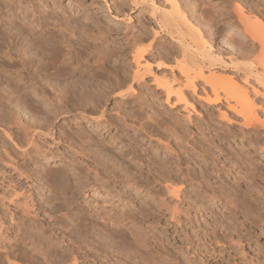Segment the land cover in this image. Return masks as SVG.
<instances>
[{
    "label": "rangeland",
    "instance_id": "374dc122",
    "mask_svg": "<svg viewBox=\"0 0 264 264\" xmlns=\"http://www.w3.org/2000/svg\"><path fill=\"white\" fill-rule=\"evenodd\" d=\"M6 1L8 3H5ZM202 1L210 4L211 16L216 14L218 16L220 9L228 10L227 12L233 17L231 22L235 23L232 27L237 32H242L241 24L235 20L237 19L235 12L231 14L239 2L242 4L241 1L201 0L200 2ZM242 5L245 6V13L252 22L254 16L260 15L264 9L260 0H246ZM0 6L4 27L11 26L14 32L15 27L26 26L24 22H27L30 25L28 28L30 32L44 27L48 34L50 31H53L50 33H59V36H63L66 40L62 48H59L62 59L72 57L75 62H87L90 65L93 63L91 56L81 53V57L75 49L73 50L72 43L80 40L79 34L85 36L86 40L89 39L92 45L99 44L101 42L99 37L104 36V41L106 40L110 45L122 43L123 36L127 32L130 36L133 33L136 35L140 27L141 31L143 27L150 29L155 25L148 21L144 23L142 14L137 10H131L124 0H0ZM11 6H14L13 10ZM23 16L26 17L25 20H21ZM75 20L78 21V26ZM223 25L226 23L217 19L213 28ZM210 33L211 31L208 32ZM23 36L27 37V40L31 39V34L29 36L26 32ZM160 36L161 43L165 41V44L169 41L172 43L162 32ZM224 39L226 40V37ZM244 41L250 43L252 40ZM144 43L146 44L147 41ZM213 45L216 48V42H213ZM226 52L224 54L229 56V51ZM33 69L35 66H32ZM15 72L12 67H6L0 62V196H5L0 205V220L9 224L10 215L18 220L23 216L21 204L24 205L27 200L26 204L31 206L28 195L40 193L39 196L35 195V199L40 201L41 207L30 208V212L32 214L34 212L32 216L33 219L35 218V231H44L45 235L52 232L49 237L55 247L62 252L56 254L58 257L56 264H69L74 256L77 264H264V231L260 232L259 226L264 224V218L258 217L264 210V174L254 177L250 170L248 171L252 165H257L264 171V146L260 147L261 143L256 141L258 138L263 140V128H259L258 133L250 135L245 131L246 127L241 122V116L227 110L225 103L210 106L195 98L193 107L185 109L180 104H177L176 108L166 105L164 97L155 100L151 108L136 105L134 109L137 110H134V115L130 113L131 106L126 105L121 108L122 115L126 112L127 121L123 125L116 120L118 128L113 126L104 128L97 126L96 123L85 126L87 121L81 117V114L86 111L79 107L72 96L68 102L59 101V92L53 87L61 81L58 83L49 75H39L37 71H32L36 82L33 83L30 79L27 81L25 74L20 71V73ZM26 81L27 83L24 84L23 82ZM39 83L46 87L42 92L34 88ZM99 84L100 89H107L110 82L103 78ZM24 87H27V90ZM199 94L203 95L201 90ZM115 102V98H109L104 106L112 114V119L116 115ZM224 112H227L228 117L222 119L221 113ZM144 122L146 127L141 132L139 127ZM161 122L168 124V127L174 125L176 134L168 135ZM25 127L34 133L36 145L40 148L37 152L30 153L31 158L21 157L20 154L21 148L26 147L21 142L23 135L20 134V130ZM4 132L10 133L11 137ZM79 132H82V137L78 136ZM136 133L134 147L137 153L132 156V153L121 149H126V144L131 143L130 139ZM251 136H255L256 139ZM101 138L105 149L99 148L101 157H97L92 150L96 148L94 139ZM176 139H179V142ZM156 140H160L159 143L170 144L177 155L174 151L170 154L163 148L156 149ZM10 154L11 158H7ZM175 156L179 159L177 160ZM13 157L17 158L12 160ZM25 159L26 163L25 161L22 163ZM11 161L14 165L16 162L22 169L17 168V165H15L16 169L13 168L14 165L9 164ZM162 165L169 169L163 174L157 170ZM53 168L65 172L69 177L68 181L71 180L72 186L66 192H63L59 186L51 188L46 181L48 178L46 174ZM111 170L117 176H112L113 173L109 175L108 171ZM24 171L29 172L26 174H32V171L33 175L26 177ZM189 172L191 175L188 176L186 173ZM219 174L222 176L221 179ZM125 177L128 179L131 177L132 182L129 180L130 182L122 184L121 179ZM203 181L208 185H213L216 181L217 185L229 182L239 189L248 190V197L243 198L244 203L243 201L238 203L242 213L233 218V222L239 228L238 232L244 236L242 243L237 244L238 242L234 240L232 244H228L224 242L228 238H224L222 242H211L210 246L209 233L215 230L221 234L219 224H215L212 220L211 211H223L224 207L219 201L212 199L209 193L202 192L201 185H205ZM171 187L172 190L178 188L179 193L175 195L170 190ZM58 195H62V199L55 200L54 197ZM108 220L120 223L121 229L113 232L127 234L130 240L138 241H135L137 245L124 246L122 240L117 237L114 238L116 240L108 241L111 239L110 235V238H107L110 247L104 250L95 247L91 243L93 237L107 234L109 236L112 230L109 224L111 222ZM82 224L83 230L88 227L95 230L92 231L93 234H87V237H90L78 247L70 231L75 230V225ZM15 232L8 231L7 237L12 240ZM117 239L121 243H118ZM114 241H117L115 242L117 246L121 244L120 250L115 248ZM30 246L31 250L28 254L36 251L32 249L33 245ZM116 249L120 252L116 253ZM89 250H92L91 257ZM126 252L130 255L127 256ZM20 263L28 264V262Z\"/></svg>",
    "mask_w": 264,
    "mask_h": 264
},
{
    "label": "bare ground",
    "instance_id": "6f19581e",
    "mask_svg": "<svg viewBox=\"0 0 264 264\" xmlns=\"http://www.w3.org/2000/svg\"><path fill=\"white\" fill-rule=\"evenodd\" d=\"M124 1L131 10H137L139 13L142 14L143 16L142 18L145 19L144 23L148 21V23L155 25L150 29L149 27H147L148 29L143 27L141 31H140L141 29L140 27L138 34L136 35H134L133 33V35L130 36L128 35L127 32L123 36L124 38L122 43H112L110 45L106 40L104 41L105 38L104 36L102 38L101 36L99 37L101 40L99 44L94 43L92 45V43L88 41L89 39L86 40L87 38L85 36L79 34L80 40L74 41L72 43L73 50L75 49L77 51L76 53L80 54L81 57L82 54L85 53L88 54V56H91V58H93V63L91 65L88 64L87 62H79V61L75 62L72 57L62 59V56L59 53V48L60 49L62 48V44L63 42H66V40L63 36L62 37L59 36V33H55V32L50 33L53 32L50 31L48 34L47 30L44 27L40 28L37 31L30 32L28 29L30 25L27 22H24V25L26 26H22V25L20 27L13 26L15 27L14 28L15 31L13 32L12 30L13 28L11 26H8V28L3 26L4 23L1 15H0V62L3 63L6 67L7 66L12 67L13 72L16 71L15 73L20 71L22 74H25L27 81L28 79H30V81L33 83L36 82H35V76L33 75L32 71H37L39 75L40 74L41 75L43 74L45 76L49 75L51 78L56 79L58 83L61 81L60 82L61 84L59 83L58 85L56 84V86L54 85V87L52 86L54 90H58L59 92V101L68 102L71 100V96H72V99L75 100V102H77V104L80 105L79 107L82 108L84 111H86L84 112L86 114L84 113L81 114V117H83L87 121V124L85 126H89L93 123H96L97 126H103L104 128H107L109 126L118 128L117 121H120V123H122L123 125L127 121L126 112L122 115L121 114L122 111H120L121 108L123 109V107H125L126 105L131 106L132 110H130V113L131 115H134L133 114L134 110L135 111L137 110L136 108L134 109L136 105L137 106L144 105L146 107L151 108L153 106V103H155V100L158 101L162 99L161 97H164V103H166V105H171L175 107L177 104H180L185 109L189 107L190 108L193 107V103H194L193 100H195V98L199 102L202 101L210 106L225 103V107L227 108V110L235 113L238 116H241L242 118L241 122L246 127L245 131L248 132L250 135H253L254 133H258L259 128L264 129V9L262 10L263 12L261 11L260 15H255V14H254L255 16L253 15L255 18H253L254 22H252L248 14L245 13V8H244L245 6L242 5L243 3L245 4L246 0H239L241 1L242 4H240L239 2L238 6L236 5V9H233L232 10L233 13H231L234 14L235 12V16L237 19L235 18L234 19L237 20L239 24H241L242 26L241 28H243L242 32L241 31L237 32L234 29V27H232L235 23L233 24V22H231V18L233 17L228 13L229 11L227 10L228 11L227 12L225 11L226 9H224V11L223 9H220L218 12V16L217 14L211 16L210 12L212 9L211 7H209L210 4L208 5L207 1L205 2L204 1L200 2L201 0L200 1L199 0H124ZM226 1L229 2V0ZM5 3L8 2L6 1ZM260 4L264 5V0H260ZM13 7L11 6L12 10ZM25 18L26 17L23 16V18L21 17V20H25ZM214 19L215 20L218 19L220 22H225L226 25L220 26L218 28H213L215 22ZM75 23L78 26V21H76ZM147 24L145 25L147 26ZM51 28L53 29V27ZM209 31H211L210 34H208ZM24 32L28 33L29 36L31 34L30 36L31 39L27 40V37L23 36ZM161 32L165 36H167L169 40L172 41V43L170 41L167 42L166 44H165L166 41L165 42L162 41L163 43H161L160 42ZM211 34L213 35L212 37ZM224 37H226V40L224 39ZM246 39H250L252 41L250 43L247 42L248 43L247 44L244 41ZM144 41H147V43L145 44ZM213 42H216L217 45L216 48L214 47ZM229 43H231L232 45ZM67 44H69V41ZM69 46L71 47V45ZM56 50H58V52ZM226 51H229L230 54L229 56H226L224 54ZM119 58L122 59L119 60ZM32 66H35V69L32 70ZM218 70H221L223 74L220 71L218 72ZM103 78L107 79L110 82L109 86H107V89L99 88L100 85L99 82ZM27 81L23 83L25 84L27 83ZM39 84L35 85L34 88L39 89L41 92L42 90H44V88L46 89V87H43L42 84L40 85ZM24 88L25 90H27V87ZM122 88L124 89L121 90ZM207 88L209 90H207ZM199 90H201L203 95L199 94ZM109 98L116 99V102L114 104L116 115L115 118L113 119L111 118L112 114L110 113V111L107 109V107H104L106 105V102L109 100ZM139 108L142 109L143 107L142 108L139 107ZM261 113L263 118L262 116L260 117ZM221 114H222L221 118L224 117L225 119L226 117H228L227 112ZM148 117L150 118L151 116ZM145 123L146 122L141 124L139 127V130L141 132L145 130L144 129L146 127ZM160 124L164 125V126L162 125V127L166 129L168 135L172 136L176 134V128L174 125L173 126L169 125L168 127L167 126L168 124L165 125L162 122ZM32 130L34 131V129ZM7 132L4 133L9 137L10 133ZM20 132L19 133L23 135L22 136L23 139L21 140V142L24 143L26 146L25 148H21L22 150H20L21 157L28 156V158H31L29 157L31 155L30 153L37 152L38 149H40L36 145L37 141L35 142V135L34 133H31L26 127L21 129ZM137 133L135 136L133 135V137H131L130 139L131 143L129 142V144H126V149H121L124 151L126 150L128 153H132V156L133 154L135 155L136 152V148L134 146L136 143L135 138H137L136 137ZM82 135H83L82 132L78 133L79 137H82ZM89 138L91 137L89 136ZM251 138H255V136H251ZM160 140H156V149L157 147H160L170 152V154H173L171 152H173L174 150L172 147H170V144L168 145V143L166 144L159 143ZM101 141H103L102 138L100 140L94 139L96 148L95 150L94 149L92 150L94 151V153L96 154L95 156L97 157H101L99 151L101 147L104 148L105 145V144L103 145ZM256 141L258 143L259 142L261 143L260 147L264 146V138L263 140L258 138L256 139ZM174 154H176L175 151ZM8 156L7 158H11V154ZM14 158L17 157H13L12 160H14ZM26 159L22 160V163L23 161H25L24 163H26ZM9 164L13 166L14 162L11 161ZM15 165H17L16 162ZM15 165L13 166V168L16 169ZM164 166L162 165L157 169L162 174L165 173L166 170H169ZM17 168L20 169L21 167L18 166ZM249 170L251 175L254 177L256 176L259 177L264 174V171L261 170L257 165H252V167H249L248 171ZM21 171L23 172V170ZM26 171H24L26 177L33 175L32 171H31L32 174H26L29 173ZM18 173L20 174V172ZM108 173L110 175L113 172L111 170L108 171ZM37 174L39 176V173ZM113 174L114 175L112 176H117L115 175L116 173ZM186 174L188 176L191 175L190 172ZM46 175H48L47 176L48 178L46 177L47 180L46 178L45 180L48 181L51 188L53 186L54 188L55 186H59L63 192H66V190L70 189L72 186L70 182L71 180L68 181L69 177L65 174V172L58 170V168L56 169L53 168L52 170L48 171ZM221 177L222 176L219 174L220 179ZM130 179L125 177L121 179V182L122 184H124ZM191 179H194V177L193 178L191 177ZM203 182L205 183V185L204 184H203L204 186L201 185L203 190L202 192L207 194L209 193V196H211L212 199L219 201L221 206L224 207L223 211H218V212H215L216 210L211 211L212 220L215 222V224L217 223L219 224L221 228V234H219L215 230H212L209 233L210 237L208 241L210 242V246L212 243H218L224 238H228L227 241L224 240V242L226 243L228 242V244H232L234 240H236L238 242L237 244H239L242 241V237L244 236L241 232H238L239 228L236 227L235 223L233 222V218L237 214L242 213L238 203L242 201L244 203L243 198L245 199V197L247 196L248 190L244 188L239 189L238 186L232 185L229 182L228 183L224 182V184L220 183L219 185H217V181L214 182L213 185H208L206 181ZM78 186L80 185L78 184ZM47 187L49 188V185ZM172 188L173 187H171L170 190H172ZM173 190L172 192H174L175 195L177 194V192L179 193L178 188ZM37 193L28 195L30 197L29 201H31L30 204L31 206L26 204L27 200L25 201L24 205L21 204V207L18 206V208L20 207L23 213V216L21 215L22 217H20L18 220H15L16 218L14 219V217L11 215L10 218L8 219L9 224H5L3 220L2 221L0 220V264H26L20 262H28V264L29 263L56 264L58 259L56 254L62 253L57 249V247H55L54 243L51 241V238L49 237L50 235H52V232H49L48 235H45L46 232L44 231H38V230L35 231L36 230L35 229L36 225L34 220L35 218L33 219L32 216L34 212L32 214L30 212V208L41 207L40 201H37V199H35V195L39 196L40 194ZM62 197H63L62 195L61 196L58 195L55 196L54 199L60 200L62 199ZM4 198L5 196L3 195L0 196V205L2 204L3 202L2 200H4ZM240 198L242 200H240ZM13 204L16 205L15 203ZM54 206L55 205H53V207ZM261 216L264 218V210H262L260 215H258V217ZM259 220L263 221L261 219ZM108 221L111 222L109 224L111 225L112 230L111 229L110 230L112 232L111 231L110 233L108 232L109 236L108 234L105 236L95 235L96 237H93V240L91 239L92 240L91 243L95 247L101 248V250H104L108 246L110 247V243L108 244L107 242V238L108 237L110 238V235H111V239L108 238L109 239L108 241H111L112 239L117 237L120 239V241L122 240V245L124 246L129 244L137 245L135 241L136 242L138 241L136 239L130 240V237L127 234L121 232L120 233L113 232L121 229V226H119L120 224L119 222H116L114 220H108ZM82 226L83 224L79 226L75 225V230L70 231L72 233V236L75 237V243L76 245H78V247L82 246L81 244H83L86 238L88 239V237H90V236L87 237V234L88 235L90 233L93 234L92 231L94 232L95 230V229L93 230L92 227H88V228L86 227L87 229L83 230L81 229ZM259 226H260V232L261 231L263 232L264 224ZM79 228L81 230H79ZM8 231L10 232L16 231L15 233H13L14 238L12 240L9 238V236L7 237ZM234 232L237 237L236 239H235V234H233ZM117 241H114L115 245H116L115 242ZM118 243L121 242L118 241ZM30 245H33L32 249H35L36 251L35 252L31 251L32 253L29 252L28 254V251L31 250V248H29L31 247ZM119 246H121V244ZM119 246L116 245L115 248H118V250H120ZM85 248L88 249V247L86 246ZM117 251L115 252L116 253L120 252ZM125 251H127V249ZM89 252H90L89 255L91 257L92 250H89ZM126 253L127 256L130 255V253L128 252ZM72 256L73 255L71 254V257ZM69 264H77L75 256L72 257V260L69 262Z\"/></svg>",
    "mask_w": 264,
    "mask_h": 264
}]
</instances>
